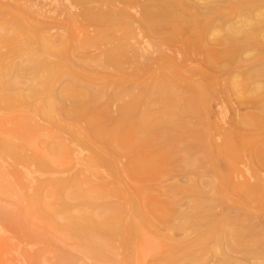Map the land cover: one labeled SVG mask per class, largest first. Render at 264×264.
<instances>
[{
    "label": "rangeland",
    "instance_id": "obj_1",
    "mask_svg": "<svg viewBox=\"0 0 264 264\" xmlns=\"http://www.w3.org/2000/svg\"><path fill=\"white\" fill-rule=\"evenodd\" d=\"M223 2V5L219 6L218 4L219 7L216 8L217 10L215 9L214 17L212 16V20L215 19L213 22L211 19H208L207 23L202 22V25L205 23L203 29L205 33L207 32L206 35L211 34L208 35L209 38H215L217 35L218 50L223 51L226 55H218L222 61H219L218 57L219 65L217 63L216 71H212L218 77L217 83L219 85L216 84V91L217 89L218 91L214 93L217 96L212 95L215 100L212 99L211 116L204 118V121L210 125L209 129L206 128L207 135H201L203 140H197V144L195 146V143L191 144L189 148L191 153L194 152L195 155L204 158L205 153L211 148L210 146L220 144L223 140L236 142L229 147L231 148L230 153L233 154L229 160L220 152L216 154L219 156L216 158L220 171L232 170L234 179L236 178L235 181L238 179L237 176L240 178L237 182L241 179V182L244 179L247 181L248 175L252 185L255 179L259 181L262 178V182L259 181V183H262L263 186L264 74L256 72V67L259 66V62L264 61V44H260L262 42L258 39L254 41L244 40L245 32H241L242 35L231 34V36L241 37L235 39L233 36L234 40L231 38L229 42L227 40L229 35L225 31L226 26L228 29V26L232 25L231 27L236 26L239 30L242 27L245 28L251 33L250 36H258L260 31L262 35L264 27L259 28L260 31L258 28L254 30L252 23L255 20L253 16L256 15V10L261 7L264 9V0H250V2L248 0L242 3L241 0H235L234 3L231 0L233 4L240 2L236 6L233 4L226 5L228 0H222ZM222 12L224 14L227 12V15ZM78 13H80L78 7L69 8L64 4L50 0H0V33H11L15 27V17H20L31 26L44 28L41 32L23 33L17 43L19 46H23L27 39L34 41L36 35H46L53 39L66 38L71 35L75 28L74 21L79 18ZM213 14L211 11V15ZM229 22L231 24H228ZM207 24H209L208 27ZM214 25L217 26L215 28V30L217 29L216 35H214L216 32L212 30ZM218 27L220 28L219 31ZM228 33L231 32L228 31ZM79 34L80 36L83 35L82 32ZM262 37L264 40V36ZM0 49L7 52L8 48L7 45L0 44ZM69 50L72 53L67 62L75 70L81 72L84 68L101 69L94 59H91L89 65L86 66H81L79 60L81 56L87 55V53L90 56L97 55L99 49L96 47L89 48L86 53L72 47ZM146 53L150 54L148 51ZM223 53L221 52V55ZM156 54L154 55L156 56ZM10 56L11 60L17 63L24 59L22 51L11 52ZM53 58L54 61H57L56 57ZM163 61L162 59L158 63H152L150 72H142L138 81L128 85L125 84L128 82V73L131 71L128 64L125 65L124 72L117 71L113 66H110L103 75L95 72L89 74L90 79L95 83L93 88L97 90V95H95L91 105L98 110L106 111L105 125L111 126L118 113L119 101L110 98L113 89L117 86L120 89L121 86L127 85L131 91L138 92V89L140 90L145 85L150 73L157 72L159 64ZM193 62L192 60L188 62L189 71L184 72L186 76L194 73L193 69L198 66L195 60ZM215 76L213 77L217 79ZM198 77L199 75H195L192 76L193 79H187L182 83L180 81V83L190 86L192 81H201ZM11 78L7 75L2 79L7 83ZM20 79V87L23 90L26 91L29 87L26 91V93L29 91V96L25 102L16 103L11 110L0 107V137L10 139L19 145H26L22 150V156L29 158V161L17 160L0 152V264H221L225 253L229 251L228 245L237 244H221L211 234H209L208 244H194L201 237V233L209 229L211 221L217 217L225 219L226 225L220 227L228 231L231 225L235 226V218L251 226L258 224L261 228L259 234L249 237L252 243L249 245L257 249V256H249L248 261L252 264H264V186L262 190L259 189L261 188L260 185L258 186L259 183H254L259 189L256 193L250 195L246 191V194L234 196L231 202L216 199L217 201H214L211 206H202L199 211H196L192 208L194 201L196 202L198 198L197 195H199V192H196L197 189H209L210 184H215V179L207 161L203 162V166L199 168L179 167L176 164L182 162L183 159L181 158L174 160L172 169L168 172L161 171L157 175H149L152 178L155 175V178L149 182V187L145 190L146 195L142 196L139 182L134 178L136 176L126 168L128 162L138 156L137 154L122 157L120 155L116 158L112 156L117 162V170H112L105 165L102 158V160H96L94 150L82 142L86 135L84 130L86 131L88 127L87 121L83 117L72 118L64 113V108L69 107L71 102L56 99L59 98V93L68 83L65 74L61 75L59 79H55L51 83V87L41 93H31L33 87L40 86L42 83L41 78L30 69L20 72ZM188 94H190L189 91ZM50 100H54L56 103L55 112L51 117L45 114L46 104ZM58 115L61 116L58 117ZM45 116L47 117L45 118ZM112 117L114 118L112 119ZM76 125L83 131L80 130L75 133L72 126ZM60 139H63L68 145L64 152L56 150ZM181 145L187 147L188 144ZM104 151L109 156L110 152L107 149ZM107 155L104 154L103 156ZM179 155L178 157H180ZM40 157L47 162V167H39L36 163V159ZM261 173H263V177H261ZM253 189L254 187H252ZM89 193L95 194L93 199ZM100 193L102 194L99 195ZM88 194L90 195L89 198ZM33 197H37L38 206L48 203L50 208L57 212L59 221L62 223L66 222L64 208H70V211H79L85 208L83 203L89 199L94 210L103 209V212L100 213L101 216H97L98 219L113 211L111 208L119 210V215L123 220L121 236L112 239L109 243L111 246L90 242L95 250L80 237L73 235L74 238L68 229L52 225L48 221L45 211L42 210L43 212H39L40 214L35 212L30 202ZM62 202L63 204H61ZM158 203H163V212L169 216V222L161 221V216L155 214L153 208L162 206ZM126 205H128L129 210H127ZM135 206L141 208L137 209ZM210 208L212 209L210 210ZM85 209L90 210L91 207ZM121 209L122 213H120ZM126 213L130 218H126ZM181 213L185 215L187 213L189 219H185L186 216ZM127 219L130 222H127ZM175 221L177 222L175 223ZM206 221H208L207 224ZM182 223L184 225L180 227ZM125 225H128L127 230ZM128 230L131 231L128 232ZM125 237L128 243L125 241ZM126 244L128 245L126 246ZM205 245L206 247H204ZM97 252L98 254H96ZM190 253L194 256L203 257L204 262L199 263L193 260ZM236 256L240 258L241 254ZM172 258L174 262H170L173 260Z\"/></svg>",
    "mask_w": 264,
    "mask_h": 264
},
{
    "label": "bare ground",
    "instance_id": "obj_2",
    "mask_svg": "<svg viewBox=\"0 0 264 264\" xmlns=\"http://www.w3.org/2000/svg\"><path fill=\"white\" fill-rule=\"evenodd\" d=\"M50 1L64 4L69 8H80V13L77 14L79 18L76 19L77 22L74 21L75 28L71 35L66 38L53 39L46 35H36L34 41L27 39V42L25 41L26 43L23 46H19L17 43L20 41V36L23 33L41 32L44 27L31 26L23 18L22 20L20 17H15L14 30H12L11 33H0V44H5L8 48L7 52L0 49V107L11 110L15 107L16 103L25 102L28 98L29 91L28 93H26V91L29 87L26 91L20 87V72L30 69L41 78L42 85L33 87L31 93L47 91L55 79H59L61 75L65 74L68 83H65L66 85L58 95L59 98L56 99L69 100L71 102L69 107L64 108V113L70 115L72 118L79 119L83 117L87 121L88 127L86 131L84 130V134L86 135L82 142L94 150L96 160L102 158L105 165L112 170H117V162L113 159L114 157L137 154L138 156L128 162L126 168L137 177L134 178L139 182V189L142 196L146 195L145 190L149 187V182H152V179L155 178V175L153 178L150 177L152 176L151 174L157 175L161 171L168 172L172 169L174 160L181 158L183 159L182 162L176 164L179 167L189 166L190 168H199L203 166V162L207 161V165L210 166L213 178L215 179V184H210L209 189H206L207 186L205 188L206 190L197 189L196 192H199V195L201 196L196 194L198 198L196 197V202L194 201L192 208L196 211H199L202 206H211L214 201H217L216 199H224L231 202L233 201L234 196L237 197L240 194H246V191L251 195L254 192L256 193L257 190L262 189L264 181L263 186L262 183H259V181L262 182V178H259L260 180H257L258 182L256 179L255 181L253 180L254 183H259L258 186H261V188L257 189V184L255 185L253 183V186L249 181L250 176L248 175L247 177L249 178L244 176L246 180L248 179L247 181L244 179L243 182H241V179L237 182L240 178L237 176L238 179L235 181L236 178L234 179V172H232V170L228 172L220 171L217 159L219 156L216 154L220 152L229 160L231 156L233 157V154L230 153L231 148L229 147L236 142L223 140L220 144L217 143L214 146H210L211 148L205 153L204 158L195 155L194 152L191 153L189 148L191 144L195 143V146L197 140L201 139L202 141L203 136L201 137V135H207L206 131L210 127L208 122L206 123L204 121V118L211 116L212 101L215 100L212 95L218 91V89L216 91L218 77L213 73L216 71V67H218L217 63L222 59L218 55L220 54V56H223L225 53L221 51L223 53L221 55V52L218 50L219 41L216 38L217 29L215 30L217 26L214 25V28H212L213 26L211 27L212 30L216 32L214 33L216 37L214 38L213 35L211 36L213 38H209L208 35L210 33L206 35L207 32L205 33V30L203 29L205 23L202 25V22H206L208 19H211L212 22L215 20H212L214 17L213 13L216 12L217 7L224 4V2L222 3V0H220V3L219 0ZM202 1L206 2L204 3ZM233 1L235 0H232V2ZM245 1L241 0V3ZM226 3V5H232L234 2L231 3V0H228ZM218 4L219 6H217ZM236 4L233 5L236 6ZM257 10V13H255L256 15L253 16L255 17V20H253L252 27L254 30L255 28H258V31H260L259 28L262 29V27H264V9L261 7ZM211 11L213 15H211ZM222 13L224 14V12ZM226 13L224 15H227ZM228 24H231V22ZM208 25L209 24H207V27ZM231 26L229 25L228 29L226 26L225 31L229 35V39H227L229 42L233 36L242 35L243 33L241 32H245L244 40L248 39L254 41L258 39V41L261 40L262 42L260 44H264V40H262V36H264L263 32L262 35L260 34V31L258 36H250L251 33L245 28L242 27L241 30H239L236 26ZM219 30L220 28L218 27V31ZM228 31L231 33H228ZM80 32L83 33L82 36H80ZM211 33L213 34V32ZM233 33L235 35L231 36ZM237 37L235 36L233 38L236 39ZM240 37L241 36L238 38ZM233 38L232 40H234ZM71 47L80 51H85V53L91 47L99 49L97 55L90 56L87 53V55L81 56L79 60L81 66H86L89 65L91 59H94L97 66H100L101 69L84 68L81 72L75 70L67 62L72 53L69 50ZM150 48L154 49L151 50ZM17 51H22V54L24 55V59L18 63L12 61L10 56L11 52L13 53ZM147 51L150 54H147ZM155 53H157L156 56L154 55ZM53 57H56L57 61H54L53 59L55 58ZM218 57L219 61H217ZM162 59L164 61L159 64L157 72L153 71L150 73L145 85L140 90L138 89V92H133L128 88V84L135 83L140 79L139 75H142V72H150L152 63H158V61ZM191 60L192 62L195 60L198 66L193 69L194 73L186 76L184 72L189 71L187 64ZM259 63V66L256 67V72L264 74V61H261L260 64ZM126 64L131 68L130 73H128V82L125 83L127 85L121 86L120 89L118 88L119 86L115 87L111 92L110 98L114 101H119V105L117 108V115L115 118L112 117V119L114 118L113 124L107 126L104 124V118L107 114L106 111L98 110V108L91 105V102L96 97L95 95H97V90L93 88L95 83L90 79L89 74L95 72L102 73L101 75H103L105 74L106 69L110 66H113L117 71L124 72ZM61 72L63 73L60 74ZM7 75L12 78L6 83L2 78ZM195 75H199V80L203 82L192 81L193 83L190 84V86L181 84L182 81L193 79L192 76ZM213 76L217 77V79ZM188 91L190 94H188ZM214 95L215 97L217 96L216 94ZM55 109L56 103L54 100H50L46 104L45 114L51 117L54 114ZM47 116H45V118ZM59 116L61 115H58V117ZM211 126L213 128V125ZM72 127H74L73 130L75 133L82 130L78 128L77 125ZM228 136L230 135L228 134ZM181 144L188 145H186L187 147H183ZM199 144L201 145V143ZM25 147L26 145H19L10 139L0 137V152L7 156H12L17 160L29 161V158L22 156V150ZM67 148L68 145L66 142L63 139H60L56 150L64 152ZM105 149L110 152L109 156L107 155L108 153H105ZM104 154L107 156H103ZM178 155L180 157H178ZM36 160L39 167L45 168L48 166L44 158L40 157ZM248 167L250 168V166ZM262 174L263 173H261V175ZM28 175L31 176L30 174ZM263 175L261 177H263ZM61 183L63 182L61 181ZM193 186H195V183H193ZM251 186L254 187V189L256 187V191L254 189L252 190ZM211 192L212 194L210 195ZM93 193H89L93 196L91 199L94 198L95 194L93 195ZM101 194L102 193L99 195ZM247 195L250 196L249 194ZM90 201L91 200L89 199L87 202L84 201L83 203L85 208L91 207L90 210L85 208L79 210L78 208L79 211H70V208H64L66 222L62 223L59 221L57 212L51 209L48 203L38 206L37 197H33L30 200L32 209L38 214H40L39 212L42 210L45 211L46 217L52 225L68 229L71 231L72 236L76 235L78 238L80 237L83 241L88 242L90 246H92V244L109 245L112 239L121 236L122 233L123 220L119 215V210L111 208L113 211L103 218L98 219L97 216L103 212V209L100 211L94 210L93 204ZM61 204H63V202ZM158 204H162V206L153 208L155 214L161 216V221L165 223L169 222V216L163 212V203ZM106 205L108 206V204ZM126 207H128V205H126ZM135 208L140 209L141 207L135 206ZM212 208H210V210ZM127 210H129V207ZM122 212L121 209L120 213ZM126 214V218H130L128 217V213ZM204 215L206 214L204 213ZM185 216V219L188 220L189 216L187 213ZM234 220L236 221L234 222L235 226L231 225L228 231L220 227L226 225L223 217L213 219L209 229L204 230L201 233V237L195 241L194 244H208L209 234H211L221 244H237L233 246L228 245L229 251L225 253V257L221 260V264H252L248 261L249 256H257V249L253 248L252 245L250 247L249 244L252 243L250 241L251 238L249 239V237L250 235L259 234L261 228L258 224L251 226L242 223L238 218H235ZM128 221L130 222L129 219H127V222ZM196 221L197 220L195 219V222ZM141 222L140 225L142 224ZM176 222L177 221H175V223ZM207 222L208 221H206V224ZM197 223L198 222H196V224ZM128 225H125L126 230ZM183 225L184 224L182 223L180 227ZM129 231L131 230H128V232ZM82 240L81 242H83ZM127 245L128 244H126V246ZM204 247H206V245ZM93 249L95 248L93 247ZM96 254H98V252ZM237 254H241V257L239 258V256H236ZM190 256H192L193 260L199 263L204 262L203 257L202 259L200 256H194L192 253H190ZM170 262H174V259L170 260Z\"/></svg>",
    "mask_w": 264,
    "mask_h": 264
}]
</instances>
